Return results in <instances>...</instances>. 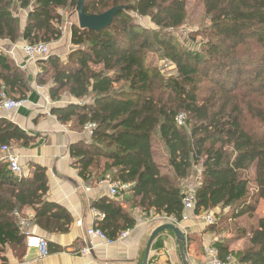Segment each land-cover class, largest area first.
<instances>
[{
    "label": "trees",
    "instance_id": "obj_1",
    "mask_svg": "<svg viewBox=\"0 0 264 264\" xmlns=\"http://www.w3.org/2000/svg\"><path fill=\"white\" fill-rule=\"evenodd\" d=\"M78 1L0 0V39L31 44L58 40L59 10L76 9ZM187 1L85 0L88 14L126 7L101 30L74 23L71 43L76 47L66 61L53 53L38 60L37 81L51 84V98L61 100L66 92L75 100L52 113L62 123L72 122L74 129L94 125L89 141L70 146L79 177L94 181L108 173L113 181L130 185L123 200L106 196L93 202L105 215L98 227L109 239L135 226L134 209L181 222L186 193L180 182L196 167L197 214L228 208L233 218L253 215L264 200V0H202L210 24L203 29L200 50H191L173 32L188 19ZM15 7L28 10L23 27ZM135 16L148 17L157 27L150 29ZM190 38L195 39L192 33ZM150 52L175 64L176 74L149 65ZM205 88L208 93L201 97ZM31 90L26 71L0 49V95L20 101ZM249 116L259 127L248 125ZM157 133L168 151L170 173H163L154 158ZM32 141L24 129L0 117V147ZM47 191L44 167L36 165L30 178H21L0 161V245L24 242L17 212L27 206L41 227L67 230L69 212L45 199ZM213 245L223 260L234 257L230 264H264V217L253 229L250 247L230 251L226 243ZM49 248L53 251L52 244Z\"/></svg>",
    "mask_w": 264,
    "mask_h": 264
},
{
    "label": "crops",
    "instance_id": "obj_2",
    "mask_svg": "<svg viewBox=\"0 0 264 264\" xmlns=\"http://www.w3.org/2000/svg\"><path fill=\"white\" fill-rule=\"evenodd\" d=\"M27 14L28 10H25L24 20L21 18L22 27ZM25 44L23 40L15 44L0 40V49L26 71L32 88L22 106L12 111L0 109V117L9 118L34 137V141L28 146H23L21 142L10 145V154L17 156L22 168L21 176L18 177L30 178L34 174L36 165L44 167L48 179L45 199L63 206L69 212L71 222L65 231H50L33 221L35 217L33 207H24L17 212V216L21 218L20 224L25 222L26 227L21 224L23 234L26 229L34 228L48 241V247L52 244L53 251L48 256L41 257L36 249L26 246L25 240L20 246L16 243H6L0 245V264H143L153 231L166 223L175 224L184 233L183 250L188 264L203 263L207 257L206 247L217 241L226 243L230 251H242L251 246L253 229L257 227L258 219L264 217V202L261 203L263 210L259 212L257 211L259 203H257L253 215L247 214L237 218L226 216L229 221L237 225L233 232L226 231L217 223L215 228H211L212 225L209 226L200 219L198 216L200 213L188 211L187 218L180 223L159 219L163 215L157 213L155 217L137 220L135 226L129 228V235L124 239L119 238L121 233L116 239H111V242L90 237L87 229L94 225L96 218L93 209H97L92 206L93 202L106 196L120 200L121 193L118 196L110 195L107 184L101 183L102 179L84 181L79 177L78 169L72 164L70 146L78 141H89L91 132L86 127L84 130L74 129L72 122L62 123L52 113L53 108L66 106L75 100L69 97L55 101L51 98L49 91L51 84L38 83L37 75L40 72L38 61H29L24 52ZM51 47L55 49L53 54L66 61L69 46L64 45L60 40ZM8 167L10 169L9 164ZM103 170L104 165L99 170V174ZM105 175L107 176L108 173ZM124 207L129 209L128 204H124ZM224 213L227 214L229 211L226 210ZM101 220L96 222L97 227ZM78 221H82L81 226L78 225ZM54 246H59L60 249L54 250ZM88 246L91 247L90 253L84 255L82 250ZM231 258L234 259L232 256ZM146 264H184L173 231L165 230L153 239Z\"/></svg>",
    "mask_w": 264,
    "mask_h": 264
},
{
    "label": "rangeland",
    "instance_id": "obj_3",
    "mask_svg": "<svg viewBox=\"0 0 264 264\" xmlns=\"http://www.w3.org/2000/svg\"><path fill=\"white\" fill-rule=\"evenodd\" d=\"M14 11L20 18H22L24 20L23 16H24L25 10H22L18 7H15ZM59 12L61 14L62 21H63V23L60 26L62 35L58 40L52 41L51 43L48 44L49 54H52V52H54L53 50H55L53 47H51V45H53V43L55 44L56 42H58L60 40L63 42L64 45L69 46V52L76 47V46L72 45V43L70 41L71 34H69V29H72L71 28L72 25L74 23H76L78 25L76 9H72V8L67 7L66 9H60ZM187 12H188V19H187L186 23L183 26H181L180 28L173 30V32L179 38V40L182 43H184V45L189 47L191 50H200L201 42L204 41V37H203L204 35L202 34L203 29L210 24V19L205 12V8L203 6L202 0H188L187 1ZM135 18L137 19V21L139 23H142L143 25L147 26L150 29L157 27L154 23L151 22L150 18H148V17L141 18V17L135 16ZM190 33H192L194 35V37H195L194 40H192V38H190ZM0 40L4 41L6 39H0ZM8 41L9 40H7V42ZM26 44H27V42H26ZM27 57H28L29 61H32V62L38 61L37 58L33 59L29 56H27ZM147 62L149 65L159 68L165 75H175L176 74L175 64H173L168 59H165V58L161 57L160 55H157L155 52H150L148 54ZM46 79L50 80L51 79L50 75L47 76ZM117 87H119V85ZM207 93H208V91L206 88H205V90L202 89L200 96L201 97L205 96V94H207ZM69 97L72 98L71 96L67 95L66 92L62 95L63 99H66ZM259 98L261 99V97H258V99ZM86 100H89V98H87ZM76 102H77V100H76ZM78 102L79 103L83 102V100H78ZM261 102H263V101L260 100V102H258V105H260ZM183 119H184V116L181 115L179 117L180 122H182ZM250 124H252V125L256 124V126H258V123L256 122V120L249 116L248 125H250ZM74 126H75V124H74ZM153 149H154V153H155L154 154L155 161L159 164L162 172L163 173H166V172L170 173L171 169L168 165V151H167V148H166L164 142L161 140L158 133L154 137ZM103 163H104V160L102 159V161L100 162L101 166L103 165ZM108 175L111 177L110 174H108ZM250 175H251V179H252L251 192L253 193L255 191V184L253 183L254 169L251 170ZM199 178H200V169L196 167L193 169V172L188 179L180 182L184 192L188 193L190 190L195 189L197 184H198ZM127 190L129 191V189H127ZM128 191H123L121 193V195H120L121 199L120 200H122V197L125 198L126 195L130 194ZM262 202H264V200H261V199L258 202L259 203L258 209H257L258 212L260 210H263L261 207ZM129 209H130V207H129ZM194 210H190V212L194 213ZM226 210L229 211V209H225L222 213V210L220 208H217L215 210L204 211L202 213L206 212V213H210V214L214 215V219L218 220V221L216 220L217 222L215 221L214 224L217 223V224H219L220 227H223L224 229H226V231L233 232V229L237 228V225L235 224V222L229 221L228 218H226V216L227 217L231 216L230 213H227V214L224 213V212H226ZM133 212H134L135 216L138 217V220H140V219L142 220L144 218L148 219L151 217L152 214H154V217L157 216L156 212L153 210L147 212V211H143L139 208V209H134ZM218 214H219V216H218ZM220 214H222V215H220ZM224 214H226V215H224ZM228 215H230V216H228ZM210 225H213V224H209V226ZM210 245H212V244H210ZM210 245H208V246H210ZM17 253L19 254L20 251H18ZM229 257H231V256H229ZM207 259L208 258L206 257V260ZM227 262H228V264H230L231 262H235V260L233 258H231Z\"/></svg>",
    "mask_w": 264,
    "mask_h": 264
},
{
    "label": "built area",
    "instance_id": "obj_4",
    "mask_svg": "<svg viewBox=\"0 0 264 264\" xmlns=\"http://www.w3.org/2000/svg\"><path fill=\"white\" fill-rule=\"evenodd\" d=\"M24 52L26 53L27 56L33 58V59H42L46 58L49 55V48L48 44L46 43H36V44H31L27 43L24 46ZM26 100H15L12 98L7 97V95L2 92L0 95V109L6 110V111H12L24 104ZM94 128L93 124H88L86 125V129L92 132V129ZM0 161L7 162L10 166V169L15 173L17 176H21L22 173V168L19 165V161L17 156L10 154V146L9 145H2L0 147ZM102 184H107L108 190L110 195L112 196H118L122 191L129 189L130 185L129 184H123L118 181H113V179L107 175L104 179L101 181ZM190 192V193H189ZM188 193H186L184 199H183V204H184V213H183V219L187 218V212L190 210H194L196 207V190L192 189ZM94 210V217L95 223L92 225L90 228L87 229V234L90 237H97L105 240L106 242H111V239L107 238L106 234L96 226V222L98 220L103 219L104 214L100 212L97 209ZM154 217L153 215H151ZM200 219H202L205 223L209 224H214L215 219L214 215L210 213H200L198 215ZM213 216V217H212ZM149 219V218H148ZM159 219H164L166 221L172 222V223H180L178 222L175 218L173 217H168V216H161ZM138 220V217H137ZM22 226H25V222L21 223ZM28 225V224H27ZM78 225H82V221H78ZM26 227V226H25ZM25 235V244L28 248L30 249H36L41 257H46L50 254L49 247H48V241L41 235H39L34 228L31 230L26 229L24 232ZM129 235V229L123 231L119 238L124 239ZM91 247H85L82 250V253L84 255H88L90 253ZM206 254H207V260H205L203 263H198V264H228L227 261L223 260L220 257L219 250L217 247L214 245H210L206 247ZM231 259V257L228 258V260Z\"/></svg>",
    "mask_w": 264,
    "mask_h": 264
},
{
    "label": "water",
    "instance_id": "obj_5",
    "mask_svg": "<svg viewBox=\"0 0 264 264\" xmlns=\"http://www.w3.org/2000/svg\"><path fill=\"white\" fill-rule=\"evenodd\" d=\"M125 7L126 6H116L101 14H88L85 12V0H79L77 7H76L78 26L83 29L101 30L105 27L110 26L111 23L113 22L114 17L120 11L125 9ZM165 230H171L175 233L176 238H177V243L179 244V248L181 251V256L183 258V263L188 264L185 258L184 250H183V243L185 239L184 233L180 230L179 227L171 223L163 224L157 227L153 231L149 239L147 248H146V254H145L143 264L147 263V257H148V252L150 249L151 242L158 234H160L161 232Z\"/></svg>",
    "mask_w": 264,
    "mask_h": 264
}]
</instances>
